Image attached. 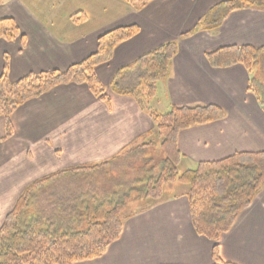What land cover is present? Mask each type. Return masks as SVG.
Returning a JSON list of instances; mask_svg holds the SVG:
<instances>
[{
  "label": "crops",
  "instance_id": "1",
  "mask_svg": "<svg viewBox=\"0 0 264 264\" xmlns=\"http://www.w3.org/2000/svg\"><path fill=\"white\" fill-rule=\"evenodd\" d=\"M225 1L151 0L136 9L124 0H5L0 18H13L22 36L0 40V76L6 71L16 81L30 73L64 71L96 52L103 33L136 24L139 34L96 68L109 93L119 69L177 40L178 53L169 75L158 82L152 108L165 113L174 105L216 104L226 112L219 121L179 133L184 171L236 152L264 151V105L249 88L257 73L240 64L213 67L206 58L222 46H264V0L227 13L215 29L196 30L206 18L219 20ZM101 5L110 10L103 13ZM111 94L108 104L86 84L56 86L16 109L10 137L0 116V226L32 181L114 159L154 134L151 117L134 98ZM180 188L153 204H130L126 210H134L124 212L120 238L100 258L75 264H214V242L195 231L187 188ZM219 250L225 262L264 264V189L220 237Z\"/></svg>",
  "mask_w": 264,
  "mask_h": 264
},
{
  "label": "trees",
  "instance_id": "2",
  "mask_svg": "<svg viewBox=\"0 0 264 264\" xmlns=\"http://www.w3.org/2000/svg\"><path fill=\"white\" fill-rule=\"evenodd\" d=\"M4 1L0 0V4ZM125 1L140 9L151 0ZM259 5L260 0H227L221 4L225 11L219 20L206 18L196 30L215 29L227 13ZM139 32L140 27L133 24L103 33L96 52L64 71L30 73L16 81H11L6 71L0 76V116L5 119L6 137L13 134L11 118L17 108L56 86L75 83L86 84L108 104L111 93L134 98L162 138L151 144L163 151L157 166L129 180L113 178V170L108 168H116L114 159L139 154L134 146L141 142L114 159L70 167L29 183L0 226V264H75L100 258L120 238L126 208L137 201L159 199L168 183L187 185L192 224L199 235L214 242V264H235L221 259L219 240L264 189V151L236 152L220 160L201 161L180 172L179 133L219 121L226 112L216 104L174 105L165 113L152 108L158 82L169 75L178 53L177 40L165 42L119 69L109 93L96 68L108 63L118 45ZM20 36L13 18H0V40ZM263 54L264 46L231 45L207 53L206 58L213 67L240 64L253 72ZM249 88L264 105L263 83L253 79Z\"/></svg>",
  "mask_w": 264,
  "mask_h": 264
},
{
  "label": "rangeland",
  "instance_id": "3",
  "mask_svg": "<svg viewBox=\"0 0 264 264\" xmlns=\"http://www.w3.org/2000/svg\"><path fill=\"white\" fill-rule=\"evenodd\" d=\"M99 9L105 14L110 10L108 6H102V5L100 6ZM263 57L264 54L261 56L257 68H255L252 73L253 75L257 73L258 81H260L264 85V65L262 66V63L264 62ZM161 139L162 138L155 131L154 134H151V136H149L147 140L141 142L143 144L146 143L145 145L142 144L139 146H134L139 151L138 152L139 154H136V156L133 157H124L119 160L114 159L113 163L114 164L116 163V168L112 165H110L108 168L113 170L111 173L112 177L120 180H129L132 178L141 177L144 175L143 174L144 171L155 165L157 166V163L159 162L158 159L162 157L163 151L160 149V146L153 145L151 143H159ZM183 170L184 169L179 167L180 172H182ZM103 174L104 173H102L101 175L103 176ZM170 184L172 183H168L164 186L163 195L159 199H155L152 201L148 200L149 201L148 203L153 204L155 203V201L157 200L159 201L160 199H163V196H168L169 194L170 195L177 194L182 189L180 187L188 188L187 185H180L178 187V184H176L175 186H169ZM142 202H146V200ZM138 207L139 205L136 206V209ZM132 209L134 210L133 206L125 210V214H131ZM137 210H141V209H137Z\"/></svg>",
  "mask_w": 264,
  "mask_h": 264
}]
</instances>
